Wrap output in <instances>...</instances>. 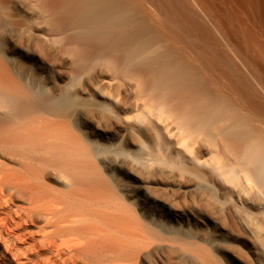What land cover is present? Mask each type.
I'll return each instance as SVG.
<instances>
[{
  "label": "bare ground",
  "instance_id": "obj_1",
  "mask_svg": "<svg viewBox=\"0 0 264 264\" xmlns=\"http://www.w3.org/2000/svg\"><path fill=\"white\" fill-rule=\"evenodd\" d=\"M22 1L67 71L12 45L30 24L0 0V264H143L170 230L221 264L189 227L205 222L153 195L202 189L173 167L264 228V0Z\"/></svg>",
  "mask_w": 264,
  "mask_h": 264
},
{
  "label": "rangeland",
  "instance_id": "obj_2",
  "mask_svg": "<svg viewBox=\"0 0 264 264\" xmlns=\"http://www.w3.org/2000/svg\"><path fill=\"white\" fill-rule=\"evenodd\" d=\"M19 1H20V3H18ZM92 1L93 2H91V3H93L94 5L95 4L98 5V3H99L98 1H94V0H92ZM12 2L13 3L10 4L11 6L8 7L9 8L8 11L6 9L5 13L7 12L6 14L11 16V17H17L19 15V13H22V12H20L19 10H17L15 8V3L21 4V6L24 8L25 12L27 13V14L23 15L24 17L26 16V20L28 21L27 25L30 24L29 26H27L28 29L23 30V31L22 30L19 31L18 29L9 30V33H10L9 35H12L10 37L13 38L12 45H14V46L16 45L17 47H19V45H20V47L23 46L22 48L29 50V52L32 55L39 57L40 60H42L44 63L48 64L51 67H54L56 71L59 70L60 73H64L65 71H67V69L65 67L66 66L65 65V59L63 58L62 55H60V53L57 52V50L54 51V49H57V47H55L56 43L54 42V40H52V41L47 40V42H46L45 36L43 38H42V35L39 36V34H40L39 31L42 29L44 30L46 28V20H44L46 18L45 17L44 18H40V17L36 18L37 16L35 14L33 6L31 5V2H28V1L26 2V1H22V0H12ZM91 3H90L91 7L87 8V13L81 15L84 20H85V18H88V20H85V21L95 20V19H92V16H94V18H96L98 9H96V7H97L96 5H95L96 7H92L93 4H91ZM11 9H13L14 12ZM88 11H89V15H91L90 16L91 18H89ZM94 11H96V13H94ZM11 12H12V14H11ZM84 13H85V11H84ZM84 15H85V18H84ZM87 15H88V17H87ZM83 19H81V20H83ZM38 21H39V23H38ZM44 23H45V25H43ZM81 23H82V25H84V27L83 26L80 27L81 30L83 32L84 31L86 32V29H87V26H85L86 23H84V22H81ZM84 28H86V29L84 30ZM15 34L17 35V37ZM19 34L23 35V36H20ZM37 36H39V37H37ZM32 37L35 40V42H33L34 40L32 39ZM27 38H29V39H27ZM37 38H40V39H37ZM41 40H43V41L41 42ZM16 43H18V44H16ZM27 44H28V46H27ZM44 44H45V46H44ZM39 45H41V46H39ZM52 47H54V48H52ZM33 49L34 50L36 49V50L33 51ZM50 49H53V50L50 51ZM38 53H39V56H38ZM43 55H44V57H43ZM52 62H55V63L52 64ZM78 78H79L78 79L79 83H81V80H80L81 77H78ZM176 168L173 167V173L176 175V178L171 177L170 180L171 181L174 180L173 182H177V180H176L177 177L181 175L182 181H183V183H181V185L183 187L187 186L188 182H189V185L191 184L190 186H193V187H195V186L199 187L200 186L202 189L200 190V188H199L196 191L199 194L198 193H191L192 195L189 194V195H191V196H189L188 194H183L181 191H178V192H174L172 194H167V196H166L167 192L164 188L161 189V187H158V188H160V189H158L156 186H154V187H151V190L154 193L153 195L156 198H159L162 200L167 197L165 201H167L172 207H174V209L185 212L186 214H188L190 216V218L195 217V218H198L199 220L205 222L199 226L197 225V226L192 227V225H190L189 227H191V230L194 229L193 233L199 234V236H201L202 238L211 242L215 246L217 244V247H215V248L213 247L214 248L213 250H212V248H210V246L208 247V249H211L210 252L212 253L213 257L216 255V257L214 259L217 258L218 262L221 260V262H220L221 264H264V244H263V242H264V228L263 229H257L254 225V223L257 221V218H258V216H257V214H255V212H257L258 210L256 211V208H251L247 205L244 208L239 209V211L236 213H234V212L228 213L227 212L226 214H224V216H223V213L221 214L217 210L213 211L214 210L213 202L211 203V201H210V198H209L210 195L207 193V191L205 189H203V188H205L207 182L204 180L202 181L200 179H196L194 177L191 178V174L186 172V170H183L182 168L180 169V170H183L184 172H186V173H184L183 171L181 172L180 170H179L180 172L177 171L179 168H177V169ZM141 170L139 169V171L138 170L134 171V174H136V176L139 178L141 176L140 179L146 180V178H147L148 180H152L151 179L152 176L150 174H148V172L146 173V171H144V170L141 171ZM137 173H138V175H137ZM189 175H190V177H189ZM145 176H146V178H145ZM149 176H150V178H149ZM165 179H166V177H162V180H165ZM185 180H187V181H185ZM192 180L195 183H193ZM203 183H205V184H203ZM198 187H196V188H198ZM202 190H204V191H202ZM207 194L209 197L207 196ZM184 195H186V196H184ZM211 200H212V198H211ZM201 201H203L204 203ZM210 203H211V205H209ZM204 205H206V206H204ZM248 207H249V209H248ZM211 208H213V209H211ZM257 213H259V212H257ZM259 214L261 215V213H259ZM170 231L168 234H165V235H163V237L159 238V240H161L163 243L159 240H158V243L157 242L155 243V246L156 245L157 246H156V249L154 248V252L155 251L156 252L155 253L153 252L151 259L148 262H144L143 264H200V261H198L199 257L192 251V249H191V251L188 252V249L190 250L191 247L190 248L188 247V249H187V245H186V248L184 246L185 244H183L182 245L183 247H182L180 244L181 242H179L180 239L183 240V238L185 237V239L183 241L182 240L181 241L187 243L188 238H189L188 230H187V233L184 230H183V232L182 231L181 232H178V231L174 232V230L171 232ZM251 232L256 233L258 235L263 234V239L261 238L262 240L260 241L262 243L258 244L259 249L258 250L256 249V252L253 251L251 249V247H249V245H248L249 243H247V240L252 239V237H251L252 233ZM179 233H180V235H179ZM177 235H178V238L176 237ZM174 236H175V239L177 238V240L175 242L173 241ZM180 236L183 238H180ZM162 239L165 241H163ZM191 240L193 241V239L189 238L188 244L192 243ZM160 242H161V244H160ZM164 242L167 243L165 245H170V246H172V244H174V243H176V244H174L175 246L174 247L172 246V248H171V247L163 246ZM177 242H179L178 245H177ZM214 242H215V244H214ZM176 247H178V248H176ZM167 248H169V249H167ZM250 251H252V252H250ZM231 255L235 258L236 262L232 261V258L230 257ZM203 264H205V263L203 262Z\"/></svg>",
  "mask_w": 264,
  "mask_h": 264
}]
</instances>
